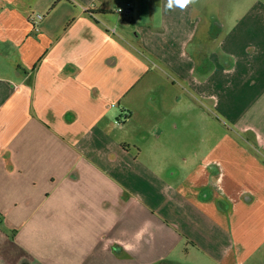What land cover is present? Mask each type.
I'll return each mask as SVG.
<instances>
[{"label":"crops","instance_id":"crops-1","mask_svg":"<svg viewBox=\"0 0 264 264\" xmlns=\"http://www.w3.org/2000/svg\"><path fill=\"white\" fill-rule=\"evenodd\" d=\"M165 5L0 0V264L262 261L264 0Z\"/></svg>","mask_w":264,"mask_h":264},{"label":"rangeland","instance_id":"rangeland-1","mask_svg":"<svg viewBox=\"0 0 264 264\" xmlns=\"http://www.w3.org/2000/svg\"><path fill=\"white\" fill-rule=\"evenodd\" d=\"M252 2L253 0H196V3L192 4V6L196 8L197 11L200 9L199 11L202 12V14L204 15L202 18L204 21H206V29L205 27L202 29H205L206 33H202L199 30L197 35L194 37L195 42L198 43V41L206 40V43L208 44L207 46L211 51L214 52L217 46L215 37L218 36L219 33H220L219 36H224L227 33V31L230 30L231 27L239 21V19H242L245 16H250ZM119 7L123 8V6L120 5ZM116 9H118V7ZM116 11H114L111 15V17L114 18V20H117L116 15L118 14H116ZM123 22L130 24L129 21H123ZM123 22L120 20V23ZM129 28L130 30L134 29L133 24L130 25ZM222 29L223 32H220L222 31ZM219 39H221V37ZM144 53L146 54L147 52L144 51L143 54ZM258 255H259L258 257L262 261L260 262L256 261V262H258V264H264V247L262 248L261 252H259ZM191 262H192V258H189V263ZM159 264H163V263L161 262Z\"/></svg>","mask_w":264,"mask_h":264},{"label":"clouds","instance_id":"clouds-1","mask_svg":"<svg viewBox=\"0 0 264 264\" xmlns=\"http://www.w3.org/2000/svg\"><path fill=\"white\" fill-rule=\"evenodd\" d=\"M196 0H166L165 8L166 10H174L179 8L185 10L190 4H195ZM151 228V222L145 221L144 224L133 234V242L129 243L125 250L135 251L139 247L140 243L143 241L144 237L149 233Z\"/></svg>","mask_w":264,"mask_h":264},{"label":"built area","instance_id":"built-area-1","mask_svg":"<svg viewBox=\"0 0 264 264\" xmlns=\"http://www.w3.org/2000/svg\"><path fill=\"white\" fill-rule=\"evenodd\" d=\"M84 10L86 11L87 9L86 8H84ZM117 14L118 15H120V16H128L129 14H130V9L129 8H127V9H125V10H122V9H118L117 11ZM42 18V16H40V15H37V16H35L33 19H32V21H38V20H40ZM115 124L117 125V126H119L120 125V121H115Z\"/></svg>","mask_w":264,"mask_h":264}]
</instances>
